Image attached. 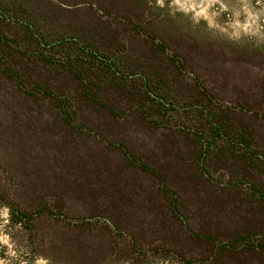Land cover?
Instances as JSON below:
<instances>
[{"label": "rangeland", "instance_id": "374dc122", "mask_svg": "<svg viewBox=\"0 0 264 264\" xmlns=\"http://www.w3.org/2000/svg\"><path fill=\"white\" fill-rule=\"evenodd\" d=\"M253 186L264 0H0V264H260Z\"/></svg>", "mask_w": 264, "mask_h": 264}, {"label": "trees", "instance_id": "16d2710c", "mask_svg": "<svg viewBox=\"0 0 264 264\" xmlns=\"http://www.w3.org/2000/svg\"><path fill=\"white\" fill-rule=\"evenodd\" d=\"M13 5H14V3H13ZM13 8H15V7L13 6ZM145 8L146 7L141 3L139 9L141 10V9H145ZM26 13L29 14L28 12H26ZM159 75L160 76H158V78L156 80L157 83H166L165 80L162 78V76L164 74H159ZM150 79L151 78L149 77L148 80L150 81ZM215 121H216V123H215V125L213 127L215 129V131H218L219 135L221 133L230 143H237V144H240V145L244 144L246 146V148H250L251 146H253L254 143L257 144V141L254 139V136L253 135L249 136V133H247V131L245 129H243L242 127L234 126V125L230 126L228 123L225 122V120L221 121L219 119H215ZM252 189H253V191L251 192V194L252 195H257L264 202V194L260 193L258 191L257 186H253ZM164 192H166L165 189H164ZM132 194H134V193H132ZM129 200H132V198L129 199ZM123 203L124 204H131V203H133V200L131 202L123 201ZM18 212L23 217H25L26 219H30V217H31L30 214L23 213L20 210H18ZM116 227H117V224H116ZM258 246L261 249H264V246H261V244H259ZM247 251H250V250H247ZM218 253L221 254L220 256H223V248H221V246H218L214 251H212V253L210 255H207L202 260H204L205 262L214 261L215 259H217V254ZM252 256H260V255L252 254ZM255 258H257V257H255ZM261 260L262 261L259 260V263L260 264H264V260L263 259H261ZM219 264H234V263L231 260H229V259H223Z\"/></svg>", "mask_w": 264, "mask_h": 264}, {"label": "crops", "instance_id": "0c3cea01", "mask_svg": "<svg viewBox=\"0 0 264 264\" xmlns=\"http://www.w3.org/2000/svg\"><path fill=\"white\" fill-rule=\"evenodd\" d=\"M134 201V200H133Z\"/></svg>", "mask_w": 264, "mask_h": 264}]
</instances>
